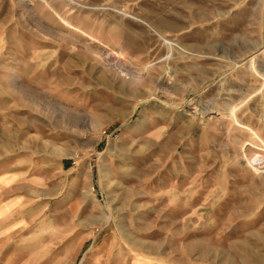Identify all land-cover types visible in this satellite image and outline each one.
Returning a JSON list of instances; mask_svg holds the SVG:
<instances>
[{
    "label": "rangeland",
    "instance_id": "obj_1",
    "mask_svg": "<svg viewBox=\"0 0 264 264\" xmlns=\"http://www.w3.org/2000/svg\"><path fill=\"white\" fill-rule=\"evenodd\" d=\"M5 1L0 145L38 197L0 264H264V0ZM111 13L151 60L95 42Z\"/></svg>",
    "mask_w": 264,
    "mask_h": 264
},
{
    "label": "crops",
    "instance_id": "obj_2",
    "mask_svg": "<svg viewBox=\"0 0 264 264\" xmlns=\"http://www.w3.org/2000/svg\"><path fill=\"white\" fill-rule=\"evenodd\" d=\"M1 1L2 0H0V61L2 60V55L6 49L4 41L7 38V25H10L13 20L15 22L14 15L12 16V19L10 18L8 20L7 16L1 13L7 6L5 0H3V2ZM110 15L111 17L106 20L111 27L110 39L108 40L106 37L104 38L96 29L94 33L95 42L106 49H110L111 51L116 50L135 62H146L151 60L150 57H153L158 47V40L153 38H156V36L161 37V35L156 31L158 26L157 28H153L142 22L146 25L145 28L148 30L146 32L148 33L145 34V37L142 35L136 37L134 34H131L132 31L134 32L137 28L136 23L130 20H123L124 23L122 24L119 20L118 14L111 13ZM154 22L157 23L160 22V20H155ZM96 23H98V20H96ZM149 28L151 30H149ZM151 31L156 36L150 35L149 33ZM124 33H126V36ZM165 41L169 45H175L169 40ZM2 67H6V64L0 62V69ZM15 100L16 99L13 98L7 91V78L0 73V102L6 103ZM5 145V147L3 144L0 145V149H2L0 151V200L8 199L10 201H8V203L0 202V223H2L1 220L6 219L10 214L16 215L17 212L19 213L16 208V205L19 203V199L38 197V195L31 194L33 190L29 186H27V189L25 190L28 194L24 195L22 193V190H24V187H22L23 183L31 184L33 182L32 178L27 177L29 178L28 180L27 178H23L21 172L18 171L19 169H17L19 165L33 167V162L37 163L38 157H36L35 154L32 155L31 153L23 150H16L15 144L10 142H6ZM3 149L4 152L2 153ZM70 164V161L64 162V166L67 168H69ZM25 179L26 182L24 181ZM13 205L15 208L12 207Z\"/></svg>",
    "mask_w": 264,
    "mask_h": 264
},
{
    "label": "bare ground",
    "instance_id": "obj_3",
    "mask_svg": "<svg viewBox=\"0 0 264 264\" xmlns=\"http://www.w3.org/2000/svg\"><path fill=\"white\" fill-rule=\"evenodd\" d=\"M24 1H26V0H24ZM65 23H66V22H65ZM66 25H67L69 28L73 29V27H72L70 24L66 23ZM107 59H108L111 63H114L115 65H118V64L120 63V61H121L120 56L117 55V54H114L113 56H109Z\"/></svg>",
    "mask_w": 264,
    "mask_h": 264
}]
</instances>
